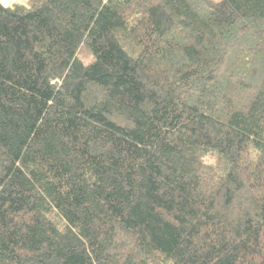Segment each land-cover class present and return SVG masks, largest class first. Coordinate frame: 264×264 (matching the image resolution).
I'll list each match as a JSON object with an SVG mask.
<instances>
[{
  "label": "trees",
  "instance_id": "1",
  "mask_svg": "<svg viewBox=\"0 0 264 264\" xmlns=\"http://www.w3.org/2000/svg\"><path fill=\"white\" fill-rule=\"evenodd\" d=\"M0 264H264V0H0Z\"/></svg>",
  "mask_w": 264,
  "mask_h": 264
},
{
  "label": "rangeland",
  "instance_id": "2",
  "mask_svg": "<svg viewBox=\"0 0 264 264\" xmlns=\"http://www.w3.org/2000/svg\"><path fill=\"white\" fill-rule=\"evenodd\" d=\"M5 3H11L12 0H3ZM214 2H218L219 0H213ZM18 3L27 7L28 6V0H18Z\"/></svg>",
  "mask_w": 264,
  "mask_h": 264
},
{
  "label": "crops",
  "instance_id": "3",
  "mask_svg": "<svg viewBox=\"0 0 264 264\" xmlns=\"http://www.w3.org/2000/svg\"><path fill=\"white\" fill-rule=\"evenodd\" d=\"M16 2H18V0H12L11 3H8V5L12 6V5L15 4Z\"/></svg>",
  "mask_w": 264,
  "mask_h": 264
},
{
  "label": "built area",
  "instance_id": "4",
  "mask_svg": "<svg viewBox=\"0 0 264 264\" xmlns=\"http://www.w3.org/2000/svg\"><path fill=\"white\" fill-rule=\"evenodd\" d=\"M1 2L5 5V6H10L7 3H5L3 0H1Z\"/></svg>",
  "mask_w": 264,
  "mask_h": 264
}]
</instances>
